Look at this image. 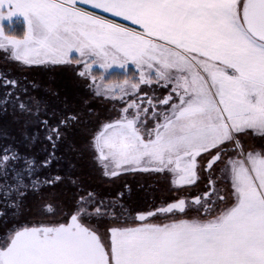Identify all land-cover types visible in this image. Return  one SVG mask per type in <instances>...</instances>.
I'll return each mask as SVG.
<instances>
[{
	"label": "snow or ice",
	"instance_id": "snow-or-ice-1",
	"mask_svg": "<svg viewBox=\"0 0 264 264\" xmlns=\"http://www.w3.org/2000/svg\"><path fill=\"white\" fill-rule=\"evenodd\" d=\"M0 54V264H264V0H0ZM63 69L107 113L26 75Z\"/></svg>",
	"mask_w": 264,
	"mask_h": 264
},
{
	"label": "flooded vegetation",
	"instance_id": "flooded-vegetation-1",
	"mask_svg": "<svg viewBox=\"0 0 264 264\" xmlns=\"http://www.w3.org/2000/svg\"><path fill=\"white\" fill-rule=\"evenodd\" d=\"M8 67L15 68V65L6 62L3 55L0 54V68ZM15 74L19 75L20 73L16 71ZM26 75L29 79L35 80L40 85L36 90L37 94L40 96L55 100L56 97L51 95V92L55 91L59 93L61 98L67 97L68 102L77 107H83L84 101L89 100L90 92L85 88L84 82L69 69L56 70L53 72L31 71L27 72ZM98 111L102 115L107 113L104 109ZM70 155L73 162L77 164L80 173L85 176L88 187L96 189L106 195H115L117 191L128 192V188L125 187V185L129 184L132 190V202L136 206L144 207L148 204H156L157 202L151 199L152 194H157L158 190L163 191L166 187L167 191L168 187L171 188L169 181L163 178L157 181L148 174L123 175L121 178H116L115 182L110 178L104 177L105 179H102V174L93 166L87 153L79 159L76 158L74 153ZM198 191L199 189L194 190V192ZM161 194L155 195V197L158 199L160 196L161 198ZM173 199L168 201L171 202Z\"/></svg>",
	"mask_w": 264,
	"mask_h": 264
},
{
	"label": "rangeland",
	"instance_id": "rangeland-1",
	"mask_svg": "<svg viewBox=\"0 0 264 264\" xmlns=\"http://www.w3.org/2000/svg\"><path fill=\"white\" fill-rule=\"evenodd\" d=\"M14 20H23V18L21 16H17L15 18H13ZM3 24H4V27L7 29L9 28V21L6 19L3 21ZM132 66L130 65V68ZM116 74H120V75H123V72L121 69L119 68H116V67H113L112 69L109 70L108 74L106 75V79L108 78H111L113 75H116ZM163 91V90H162ZM89 100H92V99H95V100H92V101H89V107L93 108V109H96V110H103L104 111H108L111 104L113 103L112 101H100L96 98H91V93L89 94ZM256 143L258 144L259 141L257 140ZM102 179H105L104 177H102ZM167 189V187H166ZM158 190L157 194L154 193L152 194V197L151 199L154 201V202H157L156 204L158 205L161 201H164V200H171L173 198H175L179 193L177 192H174L172 191L171 188L168 187V191L167 190ZM195 189H193L192 191H194ZM162 193V194H161ZM161 194V198L160 196L158 197V199L155 197V195H160ZM148 201V200H147ZM149 205V204H148ZM146 205V206H148Z\"/></svg>",
	"mask_w": 264,
	"mask_h": 264
},
{
	"label": "clouds",
	"instance_id": "clouds-1",
	"mask_svg": "<svg viewBox=\"0 0 264 264\" xmlns=\"http://www.w3.org/2000/svg\"><path fill=\"white\" fill-rule=\"evenodd\" d=\"M131 80H132V78L130 76H128V77H113V78H111L110 82L113 84L120 85V84H123L125 82L130 83Z\"/></svg>",
	"mask_w": 264,
	"mask_h": 264
},
{
	"label": "trees",
	"instance_id": "trees-1",
	"mask_svg": "<svg viewBox=\"0 0 264 264\" xmlns=\"http://www.w3.org/2000/svg\"><path fill=\"white\" fill-rule=\"evenodd\" d=\"M16 27H17V28H20V27H21V25H16Z\"/></svg>",
	"mask_w": 264,
	"mask_h": 264
},
{
	"label": "crops",
	"instance_id": "crops-1",
	"mask_svg": "<svg viewBox=\"0 0 264 264\" xmlns=\"http://www.w3.org/2000/svg\"><path fill=\"white\" fill-rule=\"evenodd\" d=\"M120 22L124 23L125 21H123V20L121 19V21H120ZM128 23H130V22H128Z\"/></svg>",
	"mask_w": 264,
	"mask_h": 264
}]
</instances>
